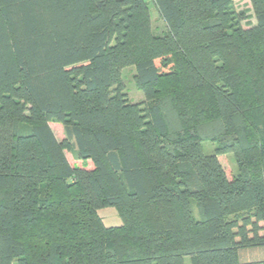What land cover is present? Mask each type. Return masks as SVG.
Wrapping results in <instances>:
<instances>
[{"label": "trees", "instance_id": "16d2710c", "mask_svg": "<svg viewBox=\"0 0 264 264\" xmlns=\"http://www.w3.org/2000/svg\"><path fill=\"white\" fill-rule=\"evenodd\" d=\"M149 1L0 0V264H264V0Z\"/></svg>", "mask_w": 264, "mask_h": 264}, {"label": "rangeland", "instance_id": "374dc122", "mask_svg": "<svg viewBox=\"0 0 264 264\" xmlns=\"http://www.w3.org/2000/svg\"><path fill=\"white\" fill-rule=\"evenodd\" d=\"M147 3L150 7V14H151V25L152 29L155 33H160L164 30V24L161 18L159 17L155 7L150 3L149 0H147ZM234 5L236 8H243L247 10L248 14L250 15V18L247 19L248 21L245 22L248 23L251 21L252 17V11L250 7L249 0H235ZM133 72H135L134 66H125L121 68L120 70V80L124 85V89L127 92L128 98L133 101H141L144 99L143 92L135 87L134 81H133ZM50 126L53 129V132L55 133L56 137L58 139H61L64 137L62 126L55 122H50ZM213 143L210 141H203L202 147L204 152L209 153L213 149ZM67 158L72 161L76 157V151L75 149H72L71 151H66ZM218 159L225 169L227 173L229 172H235V162L232 158V155L230 153L219 155ZM99 214L102 217V220L106 225H114L118 224L120 222V218L116 213V210L114 207H105L101 208L99 210ZM238 257L240 261H261L264 259V247H255V248H246V249H240L238 251ZM188 264V263H187Z\"/></svg>", "mask_w": 264, "mask_h": 264}, {"label": "crops", "instance_id": "0c3cea01", "mask_svg": "<svg viewBox=\"0 0 264 264\" xmlns=\"http://www.w3.org/2000/svg\"><path fill=\"white\" fill-rule=\"evenodd\" d=\"M244 1H246V0H244ZM233 2H235V0H233ZM11 264H17V262L13 261Z\"/></svg>", "mask_w": 264, "mask_h": 264}]
</instances>
